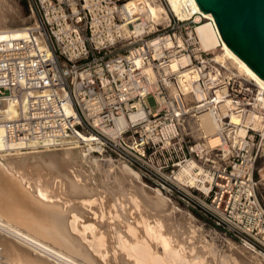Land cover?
Returning a JSON list of instances; mask_svg holds the SVG:
<instances>
[{"label": "built area", "instance_id": "built-area-1", "mask_svg": "<svg viewBox=\"0 0 264 264\" xmlns=\"http://www.w3.org/2000/svg\"><path fill=\"white\" fill-rule=\"evenodd\" d=\"M140 1L28 0L35 22L0 30V144L108 153L160 177L226 233L264 248L255 177L264 88L202 47L195 14L169 8L156 21ZM125 39L134 44L115 51ZM183 54L190 62L173 68ZM203 111L217 124V144L206 134L192 141L184 130ZM190 163L195 183L182 174Z\"/></svg>", "mask_w": 264, "mask_h": 264}, {"label": "bare ground", "instance_id": "bare-ground-1", "mask_svg": "<svg viewBox=\"0 0 264 264\" xmlns=\"http://www.w3.org/2000/svg\"><path fill=\"white\" fill-rule=\"evenodd\" d=\"M146 1L145 6L154 20L167 17V10L161 5ZM140 2L145 3V0ZM133 3L135 0H130L128 6H133ZM175 10L182 18H189L195 11L211 16L213 21H199L197 24L202 47L215 48L221 45L222 40L227 52L239 63L240 72L264 88V78L223 39L212 12L202 10L197 0L179 1ZM3 24L0 16V29L6 28ZM216 58L225 60L224 55ZM189 62V56L183 54L173 61L172 66L178 68ZM197 120V131L208 135L210 143L217 144V124L211 113L203 111ZM234 120L239 121V118L234 116ZM30 148L33 151L22 152V148L10 149L0 144V264H165L163 255L167 252L173 254L172 261L176 264L181 256H189L185 253L187 247L175 235L173 227L168 228L164 206L159 202L141 205L142 212L138 218L127 207L133 221L124 222L115 212L105 213L108 209L105 211L107 201H104V193L89 181L91 177L79 179L81 175L77 178L76 172V177H68L66 182L59 176L49 177L48 172L45 173V169L51 170L59 160L83 166L90 160L85 148ZM77 151L80 158L75 157ZM124 165L126 172L136 173L128 164ZM192 166V163L184 166L182 174L188 175L190 183H195L198 175ZM204 188L208 187L205 185ZM70 194L84 197V202H74ZM95 195H99L101 201L91 202ZM112 238H115L114 242ZM158 245L163 251L156 255L154 250ZM193 254L190 255L192 260L204 263L199 253Z\"/></svg>", "mask_w": 264, "mask_h": 264}, {"label": "rangeland", "instance_id": "rangeland-1", "mask_svg": "<svg viewBox=\"0 0 264 264\" xmlns=\"http://www.w3.org/2000/svg\"><path fill=\"white\" fill-rule=\"evenodd\" d=\"M179 1L182 0H149L151 3L155 2L161 5L165 11L167 10V14L170 12V9L177 14L175 9L176 4ZM146 2L147 1L145 0V4ZM194 14L196 20H199L200 22L213 21L211 16L202 15L197 11L193 12L190 17H193ZM0 16L1 20L4 22L3 25L6 27L1 28L0 30L13 28L18 31L19 29H24V26L26 25L33 24L36 20L34 11L28 0H0ZM202 16L204 18H202ZM132 44H134V42L129 43L128 40L125 39L124 42L119 44V48L115 51L124 52ZM212 51L215 56L222 55L223 57L224 55V61L226 63L228 62L231 70L241 73L239 63H237L227 52L222 40L221 47L217 46L212 48ZM151 103H154L153 98H151ZM197 119L198 117L191 116L185 122L186 127L184 130L190 132L193 137L192 141L200 140L202 135L197 131ZM37 148L39 150H47L45 147ZM77 150H80V148H77ZM25 151H33V149L28 148L22 150V152ZM12 153L16 154L15 151H12ZM74 154L78 155L75 157L80 158L78 151ZM89 159L90 160L85 162L83 166H79L76 163L70 164L61 162L59 160L55 164L56 166L54 165L51 167V170L48 168L45 169V173L48 172L49 177L56 176L58 178L59 176L61 180L64 179L63 181L68 180V177L77 176L78 178L80 175L79 179L83 178V180L87 177H91L89 178V181H91L93 185H97V189L104 193V201H107L105 211L108 209L105 213L115 212L118 214L119 219H122L124 222L133 221L131 220L132 217L128 215L126 210L127 207H130L131 211L133 210V215H136L135 217L138 218L140 217L138 214L140 215L142 212L141 205H147L149 202L152 203V201L159 202L164 206L163 214L165 215L164 218L166 223L169 224H167L168 228L173 227L172 229L173 231L175 230V235L185 244V247H187L186 251L188 253L185 252L186 255L188 256L189 254L188 257L181 256L178 258L176 264H202V262L200 263L192 260L190 255L193 253H199L204 259L203 264H264L263 247L251 245L226 233L222 228L217 226L209 216L204 214V212L188 206L186 202L171 195L165 188H163L160 177L149 176L138 166H134L129 162L116 160L105 152L91 153ZM161 161L164 163V157L161 158ZM124 164H128L136 173L132 174L126 172ZM80 168H82V170ZM255 177L258 179V195L264 205V156L257 162ZM131 195L135 196L136 199L139 198L137 200L138 202L135 198L132 199ZM70 196H72L71 198L74 199V202H84V197H77L78 194H70ZM148 198L150 199L149 201ZM95 201H101L99 195H95L91 198V202ZM139 208L140 210H138ZM91 214H93L92 211ZM112 241L114 242L115 238H112ZM192 250H194L193 253L191 252ZM154 251L155 254L158 255L163 251V248L161 245H158ZM171 254V252H167L163 255V263L166 262L165 264H170L172 262L171 264H174V261H172V259L174 260V257H171L173 255Z\"/></svg>", "mask_w": 264, "mask_h": 264}, {"label": "water", "instance_id": "water-1", "mask_svg": "<svg viewBox=\"0 0 264 264\" xmlns=\"http://www.w3.org/2000/svg\"><path fill=\"white\" fill-rule=\"evenodd\" d=\"M223 39L264 78V0H197Z\"/></svg>", "mask_w": 264, "mask_h": 264}]
</instances>
